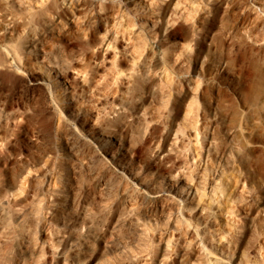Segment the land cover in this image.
Here are the masks:
<instances>
[{"label":"rangeland","instance_id":"1","mask_svg":"<svg viewBox=\"0 0 264 264\" xmlns=\"http://www.w3.org/2000/svg\"><path fill=\"white\" fill-rule=\"evenodd\" d=\"M128 1L57 0L41 13L39 0H0V264H264V97L246 104L241 84L246 67L264 72V0H171L162 42L131 30ZM164 48L178 51L174 65ZM113 128L140 174L168 134L200 209L177 218L117 173L92 138Z\"/></svg>","mask_w":264,"mask_h":264},{"label":"bare ground","instance_id":"2","mask_svg":"<svg viewBox=\"0 0 264 264\" xmlns=\"http://www.w3.org/2000/svg\"><path fill=\"white\" fill-rule=\"evenodd\" d=\"M169 1H171V0H129L128 2L131 4V9L134 11V15H133V17L131 19V23H130L131 24L130 25L131 30H134V31L138 30L139 31V30L143 29V32H145V34L147 33V36H149V37H151V38H153V39H155V40H157L159 42L164 41L166 39V37L171 34L172 28H174L173 27L174 20L171 17V15L169 14V11H170L169 10L170 9V5H169L170 2ZM39 3H40V6H41V10H40L41 13H43V11H46L47 9L49 10L50 7H53V9H54V7H56V8L58 7L57 0H41V1L39 0ZM19 7H22V6L19 5ZM25 7L27 8L28 6H25ZM236 7H238V6H236ZM23 8H24V6H23ZM144 8H149V12H145ZM102 9H101L102 12L104 11L103 14L105 13L107 15V18H108V16L111 14L110 13L108 15L110 10L107 7H105V8L102 7ZM111 10H113V9H111ZM114 10H113V12H114V15H115V11ZM229 11H231V10H229ZM111 15H113V13ZM59 22H60V20L58 21V23ZM180 24H178V25H180ZM185 25H184V27H185ZM175 26H176V23H175ZM182 26H180V31H181V27ZM63 27L64 26H62V28ZM177 28H178V26H177ZM185 29H186V27H185ZM174 30H175V28H174ZM106 45H107V48L110 47L109 46L110 42H108ZM165 47H166V45H165ZM11 49H12V47H11ZM172 49H169V50H172ZM39 50L42 52L41 53L42 56H40V58L44 57V56L49 58L48 62L45 63V66L47 68H49V71H50L49 73H52V75H54V77L60 75L61 78H66L67 75H66V70L64 69L65 66L63 67L61 65L62 63L59 64V62L58 63L54 62L51 59L52 55H54V53H55V48L54 49H51V48L43 49L42 48V49H39ZM56 50H58V49H56ZM164 50H165V54L166 53L168 54L167 58L165 57L166 61L168 63H171V64L173 63V65H174V61L176 62V60H178V57H179L178 51L174 52L173 55L172 54L170 55V51L166 50L165 48H164ZM12 51H14V50L12 49ZM15 53L16 52H14V55H17ZM175 53H177V55ZM17 57H18V55H17ZM20 59H21V57H19V60ZM22 61L20 62V64L22 65V69H24V71H25V76H26L28 84L29 85H34V84L38 83L39 79L36 77L35 73L30 68H28L30 66V64L28 62H26V59H25V62L23 64H22ZM4 64H5V66L1 65L2 68L3 67H5V68L9 67L10 68V65H7L8 63L7 64L4 63ZM9 64H11V63H9ZM174 68H175V66H174ZM7 69L8 68H6V70ZM53 83H54V86L57 88V90H60V92L62 94H66V95H68L70 97L73 95V93H70L68 91L66 92V89L61 87V86H59L55 80H54ZM183 95H184V93H183ZM185 95H186V93H185ZM181 100H182V102L184 104L187 102V101L185 102V100H186L185 96H183V99H181ZM188 104L189 103L187 102V105ZM178 105H180V104H178ZM114 107H115V110L117 109V113H118L117 115H119V119H124L125 118V113H126L124 106L116 104V105H114ZM187 107H186V109H187ZM115 110H113V111H115ZM187 110H185V112ZM188 111H189V113H188ZM188 111H187L186 114H185V112L183 114L185 119H186L185 121H187L188 123L194 125V121H197V118H196L197 116H194V114L190 112L191 110H188ZM195 118H196V120H195ZM145 122L142 123V125L140 124L141 128L139 127L140 130H138L139 131L138 134H140V135L144 134V130L146 131L145 133L150 132V131H148L149 128L148 129L146 128L147 130L145 129V127L147 126V123L145 124ZM196 123H195V125H196ZM80 127L84 128L85 124H81ZM176 129H177V127H176ZM167 133H169V132H167ZM161 134H162V132H161ZM170 135L172 136V134H170ZM101 136H103V137H101ZM146 136L147 135H144V137H146ZM168 136H169L168 134L165 135V136H163V135L161 136L162 137V144L157 143L158 145L157 144H156L157 146L155 145L156 149L153 150L154 151L153 158L148 161V163L146 164L145 169L143 170V173H141V174L136 170L135 166L133 165V163L130 161V158H129L130 155L131 156H135L134 152H133L135 150L132 151L131 148L129 146L126 147L124 143H122L119 147H116V143L120 139L119 130L114 129V128L110 129V130L107 129V131L103 130L102 132L99 133V135L96 134L92 138L98 144L99 148L104 152V154L109 157L110 162L114 166V169L117 171V173L126 174L134 182L133 183L134 185H137V186H140L141 188H144V190L147 191L148 197H149L150 200H162L164 202L166 201L165 203L166 204L168 203L169 207H170L168 209L172 210L173 212H171V213H174V215L178 218V216L183 215L182 214L183 211H184V214L185 213L187 214L188 211L189 212H195V211L199 210L200 208H197L196 204H194V202H193V197L194 196H193V193L191 191L192 189L190 187V185L192 184V181H193V177L192 176H194V175L190 171V167H187L188 165L185 166L184 163L182 164V162L179 163L180 165H178V159L179 158L176 159L172 155L171 152L170 153L168 152V149H167V146H166V144H169V143H167L168 142L167 141L168 140ZM106 137L109 138V139L107 140ZM142 137H143V135H142ZM154 138H155V136H154ZM156 138H158V137H156ZM174 139H176V143H178L177 139H179V138L175 137V138H173V140ZM152 140L154 141L153 138H152ZM160 141H161V139H159V142ZM156 142H157V139H156ZM176 143L174 142V144H176ZM153 144H154V142H153ZM170 145H171V143H170ZM176 145H174V146H176ZM191 158H193V157H191ZM167 163H170V166H169L170 168H169L168 171L171 172V174H169L168 176H165L163 173H161L160 169L162 167L165 168ZM151 168H154L155 170H151ZM127 187L128 188L125 190L127 201H126V205L123 206V208L121 210V213H123V214H120V215H125V214H128V215L130 214L131 215L132 213L134 214V206H133V204L131 203L130 200L132 198L133 191H135L136 188H134V186H132V185H128ZM165 203H163V205ZM181 203H183V205H184L183 207L180 206ZM202 209H204V208H202ZM128 215H125V216H128ZM187 215H189V214H187ZM170 216H173V215H170ZM120 217L122 218V216H120ZM176 217H175V219H176ZM129 218H127V219H129ZM135 219L137 220V218H135ZM132 223H134V221ZM136 225H138V224L136 223ZM169 239L170 238H166V240H164V241L168 242ZM78 243L81 244V245H87V239L82 237V239H80ZM84 253H85L84 251H82V252L80 251V254L77 255L76 257L82 259V257L85 255ZM141 261L144 262V259H142ZM157 261H160V264H166L167 263L165 260L163 262V260H158L157 259Z\"/></svg>","mask_w":264,"mask_h":264},{"label":"clouds","instance_id":"3","mask_svg":"<svg viewBox=\"0 0 264 264\" xmlns=\"http://www.w3.org/2000/svg\"><path fill=\"white\" fill-rule=\"evenodd\" d=\"M241 80L242 90L245 92L246 104L256 102L264 97V72L254 74L253 69L246 67Z\"/></svg>","mask_w":264,"mask_h":264}]
</instances>
